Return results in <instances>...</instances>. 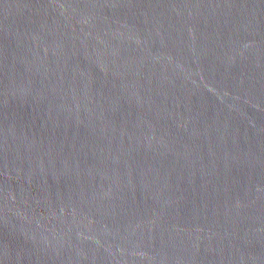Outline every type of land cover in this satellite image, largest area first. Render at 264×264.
I'll list each match as a JSON object with an SVG mask.
<instances>
[{
  "label": "water",
  "instance_id": "95a60500",
  "mask_svg": "<svg viewBox=\"0 0 264 264\" xmlns=\"http://www.w3.org/2000/svg\"><path fill=\"white\" fill-rule=\"evenodd\" d=\"M0 264H264V0H0Z\"/></svg>",
  "mask_w": 264,
  "mask_h": 264
}]
</instances>
